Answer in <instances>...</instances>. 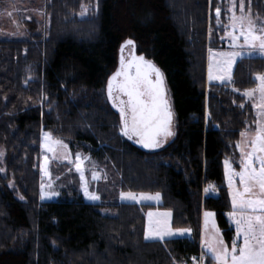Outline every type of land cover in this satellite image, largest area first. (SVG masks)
I'll return each instance as SVG.
<instances>
[{
  "label": "trees",
  "instance_id": "16d2710c",
  "mask_svg": "<svg viewBox=\"0 0 264 264\" xmlns=\"http://www.w3.org/2000/svg\"><path fill=\"white\" fill-rule=\"evenodd\" d=\"M82 6L90 7L86 17ZM250 6L264 19V0ZM227 7V0H46L42 20H21L28 39L0 38V264H192L202 253L203 211L215 213L230 245L224 160L239 166V133L255 127L256 110L241 93L258 86L264 57L238 60L231 86L211 84L205 93L208 45L224 44ZM128 40L163 73L174 112L175 135L155 152L122 135L106 95ZM45 131L72 154L109 164L123 192L160 193L161 203H88L80 179L62 187L59 202H41ZM208 185L215 190L205 192ZM145 210L170 211L172 227L190 228L194 241L145 240Z\"/></svg>",
  "mask_w": 264,
  "mask_h": 264
},
{
  "label": "snow or ice",
  "instance_id": "6c2138e0",
  "mask_svg": "<svg viewBox=\"0 0 264 264\" xmlns=\"http://www.w3.org/2000/svg\"><path fill=\"white\" fill-rule=\"evenodd\" d=\"M223 2V0H222ZM228 23L224 27L230 52H214L209 48L208 80L231 82L232 68L237 58L244 55L258 54L264 57V19L251 10V0L246 8L245 0H227ZM83 8V6H82ZM98 10V4H97ZM83 11H87L83 8ZM11 14V13H9ZM217 24L221 22V8L215 9ZM223 39V37H222ZM133 46L132 40L126 41L124 48ZM247 49V53H245ZM258 86L245 90L241 96L252 101L256 110L255 127L249 126L239 133L240 140L236 144L239 149V170L228 158L224 160L227 186L231 198V211L228 218L234 225V236L230 245L225 242L223 234L215 222V213H204V252L198 258L204 264L209 257L214 264H264V74L255 76ZM239 91L238 89H233ZM107 98L117 109L121 120V132L129 140L150 150L159 149L171 136H174V113L166 96L164 76L161 70L143 56L133 57L126 62L123 55L119 69L107 81ZM126 97V99H124ZM241 108L243 104L239 105ZM43 147L47 152H55L57 147L67 149L68 145L61 140H54L50 132L43 133ZM3 151H0V157ZM76 171L83 181L84 196L90 201H99L100 196L89 191L79 154L75 157ZM49 157L44 156V175L48 176ZM4 169L0 168V172ZM97 172L92 173V180H99ZM51 188V184L48 185ZM213 191L215 187L210 185ZM209 188L204 191L208 192ZM57 192L45 191L41 184L40 199H51ZM123 201L139 203L141 201L160 200V193L155 195L131 191L121 192ZM148 225L144 234L147 241H161L166 237L191 235L190 228L174 229L171 223L172 213L148 212ZM194 261L197 258H192Z\"/></svg>",
  "mask_w": 264,
  "mask_h": 264
},
{
  "label": "rangeland",
  "instance_id": "374dc122",
  "mask_svg": "<svg viewBox=\"0 0 264 264\" xmlns=\"http://www.w3.org/2000/svg\"><path fill=\"white\" fill-rule=\"evenodd\" d=\"M45 3H46V0H14V2L5 3L3 6H0V38L23 39V40L28 39L29 35L27 34L24 26H22L21 20L24 17L25 18H27V17L31 18L30 15H32V16L34 15V17L37 20H42V18L45 15V10H44ZM85 8L87 9V11L86 12L84 11L82 16L86 17L89 14L90 7L86 6ZM9 13H11V14H9ZM129 13L133 14V9L131 7H129ZM210 44L208 45V52H207V70H206V76H207L206 79L207 80H206V86H205V93L207 95H208L207 90L209 89L211 84L221 83L218 80H212V81L208 80L209 48H211L214 52H230V51L236 50V49H233L230 47L229 41L227 39V35L224 39V44H220V45H216V46H212ZM244 51H245V53H247L248 50L245 49ZM131 54H132V46L125 47L123 53H120V59H121L122 55H123V57L127 58ZM254 55L260 56L258 54H252L250 56H254ZM244 57H249V55L246 54V55H244ZM144 58L145 59L147 58L145 53H144ZM238 60H240V58H237V61ZM237 61H236V63H237ZM236 63L233 65V68H232V77H233V71H234V67H235ZM117 70L118 69H116L115 72ZM110 77H109V79H110ZM232 82H233V78H232L231 82L225 80V82L223 84H227V85L231 86ZM106 87H107V85H106ZM106 95H107V91H106ZM247 102H249L251 105L253 103L252 101H249L248 99H247ZM45 132H47V131H45ZM43 133H42V139H41V154H40V157H41L40 158L41 182H40V190H39L40 195H39V197L41 196V184L43 183L45 185V191H47L49 193L57 192V193H59V195L58 196H52L51 199H44V200L40 199V201L43 203H45V202L46 203H48V202H59L61 195H62V193H61V190L63 189L62 187L63 186L65 187L67 184L75 185V184H77V182H75V180L80 179V174H79V172L76 171V166H75L77 163L75 160V157L77 154H72L68 148L65 150V149H62L59 147H57L55 152L45 151V149L43 147V143H44ZM53 139L56 140L55 138H53ZM0 151H3V156L0 157V168L4 169L5 168L4 158H5L6 154H5L3 147H1V146H0ZM78 154L81 156V159L83 161L82 168L84 170L85 180L87 181L88 186H89V191L97 193L101 198L99 201H95V202L88 200L84 196V193H83V187H82L83 181L80 180V182H81L80 192L83 195L86 202L93 203V204H100L102 202H106L108 204L124 202V203H133V204H137V205H144V204L158 205L161 203V195H160L159 201L152 200V201H141L139 203H136V202L121 200L120 193L123 191L121 190L120 181L116 177L112 167L109 166V164H107L106 162L103 163V162H98V161L92 160L89 155H85L82 153L81 154L78 153ZM45 155H47L49 157V162H48L47 168H48V172L50 173V175H48V176H45L44 172H43V169L45 166L44 165V156ZM234 167H235V165H234ZM52 168L56 169L57 171L63 169V172H64L63 177L59 180H53L52 173H51ZM236 168H237V170H239V166ZM93 172L99 173V175H100L99 180H92V173ZM66 175H68V176H66ZM225 179L227 182L226 175H225ZM56 182H57V184H56ZM62 183H64V185H62ZM49 184H51V188L48 187ZM209 189H211V188H209ZM136 194H140V193H136ZM146 194H148V193H146ZM151 195H155V194H151ZM103 196H107V197L104 200H102ZM101 212H102V214L107 215V216H115L117 213L115 210H113L111 208H102ZM148 212H166V211H163V210H145L144 214H145L146 219H147L146 230H147V225H148V217H147ZM205 212H207V211H203L201 214V218H200V224L201 225H200V231H199L200 232V239H199L200 241L199 242H200V246L202 248V253L204 252V248H203V239H204L203 224H204V213ZM171 220H172V217H171ZM229 221H230V219H229ZM215 222L217 224L216 219H215ZM231 224H232V222H231ZM217 226H218V224H217ZM233 227H234V225H233ZM220 231H221V229H220ZM221 233H222V231H221ZM185 236H175V237H170V238L166 237L165 240L181 238V237H185ZM205 260H206V258H205ZM194 264H197V263L194 262ZM207 264H214V262L210 263V261H209Z\"/></svg>",
  "mask_w": 264,
  "mask_h": 264
},
{
  "label": "flooded vegetation",
  "instance_id": "af4514ba",
  "mask_svg": "<svg viewBox=\"0 0 264 264\" xmlns=\"http://www.w3.org/2000/svg\"><path fill=\"white\" fill-rule=\"evenodd\" d=\"M139 57V56H143L144 57V54L143 53H140L139 52V50H138V48L136 47V46H134V48H133V46H132V54L131 55H129L127 58L126 57H124V59H125V61L126 62H128V61H130L133 57ZM130 57V58H129ZM148 61H151V60H149L148 58H146ZM120 57H119V63H118V68L117 69H119V67H120ZM152 63H153V61H151ZM124 99H126V98H124ZM119 113V112H118ZM126 137V136H125ZM173 138V136H171V137H169L168 139H167V141H169V140H171ZM126 139H128L127 137H126ZM128 141H130L133 145H135V146H137V147H141L143 150H145V151H153V152H155V151H158L159 149H161V148H159V149H155V150H150V149H146V148H144V147H142L139 143H137V142H135V138L133 139V140H129L128 139ZM166 141V142H167ZM166 142L164 143V145L166 144Z\"/></svg>",
  "mask_w": 264,
  "mask_h": 264
},
{
  "label": "built area",
  "instance_id": "2783aa9c",
  "mask_svg": "<svg viewBox=\"0 0 264 264\" xmlns=\"http://www.w3.org/2000/svg\"><path fill=\"white\" fill-rule=\"evenodd\" d=\"M209 186H210V185H208L207 188H209ZM190 240H191V242L194 241L193 238H190ZM200 256H201V255H200ZM200 256H199V257H200ZM199 257H197V260H195V261L192 259V262H191V263L194 264V262H196L197 264H200L199 259H198ZM204 264H206L205 261H204Z\"/></svg>",
  "mask_w": 264,
  "mask_h": 264
},
{
  "label": "crops",
  "instance_id": "0c3cea01",
  "mask_svg": "<svg viewBox=\"0 0 264 264\" xmlns=\"http://www.w3.org/2000/svg\"><path fill=\"white\" fill-rule=\"evenodd\" d=\"M185 237L191 238L192 237V234L190 236L186 235Z\"/></svg>",
  "mask_w": 264,
  "mask_h": 264
},
{
  "label": "water",
  "instance_id": "95a60500",
  "mask_svg": "<svg viewBox=\"0 0 264 264\" xmlns=\"http://www.w3.org/2000/svg\"><path fill=\"white\" fill-rule=\"evenodd\" d=\"M154 64V63H153ZM166 96H167V93H166ZM171 108H172V105H171ZM173 111V110H172ZM174 113V112H173Z\"/></svg>",
  "mask_w": 264,
  "mask_h": 264
}]
</instances>
